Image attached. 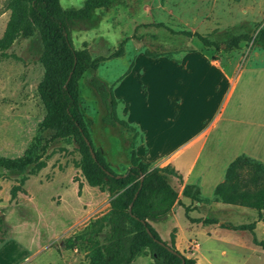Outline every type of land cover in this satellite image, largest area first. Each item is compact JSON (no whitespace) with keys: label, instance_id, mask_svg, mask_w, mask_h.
<instances>
[{"label":"rangeland","instance_id":"rangeland-1","mask_svg":"<svg viewBox=\"0 0 264 264\" xmlns=\"http://www.w3.org/2000/svg\"><path fill=\"white\" fill-rule=\"evenodd\" d=\"M7 1L0 0V38L10 16ZM85 2L60 0V5L64 10L79 9ZM156 24L163 27H156ZM263 25L264 0H121L107 9L95 11L88 21L70 25L74 48L77 51L86 49L92 59L109 58L126 40L121 57L101 62L96 71H86L80 80L81 106L92 124L94 149L101 151L116 173H123L129 166L131 134L103 124L105 110L96 92L88 85L92 77L107 88H113L129 70L135 56L144 51L172 59L197 50L214 58L229 53L242 59L254 58L257 54L264 56V47L252 41L242 42L238 49L224 53L204 48L195 38L173 35L168 31L197 32L223 48L226 40L233 36L246 33L255 37ZM42 51L39 33L35 32L30 37L18 38L5 55L0 52L1 157L23 156L42 122L44 110L37 94V85L43 76ZM252 62L261 63L254 59ZM80 158L74 145L58 142L49 149L47 166L37 175L29 172L8 175L0 171V203L4 204L0 207V216L8 226L14 227L13 240L0 248V264L20 261V264H88L90 245L77 242L72 249L66 250L65 241L77 236L87 237L91 225L108 213L110 197L99 195V190L82 195ZM57 176L60 177L54 180ZM24 178L33 179L27 183L32 204L30 195L24 191L25 181L23 195L16 202L17 210L11 212L6 202L12 205V200L7 193L12 186L20 185ZM34 180L54 182L39 186ZM246 218L251 221L250 217ZM107 231L104 229L97 241L103 243ZM10 234L9 228L6 239ZM256 236L264 241V227L256 231ZM215 239L214 247L220 251L224 249L225 255L211 254L202 244L214 264H264V250L252 244L248 231ZM131 264L154 263L147 253H143Z\"/></svg>","mask_w":264,"mask_h":264},{"label":"trees","instance_id":"trees-1","mask_svg":"<svg viewBox=\"0 0 264 264\" xmlns=\"http://www.w3.org/2000/svg\"><path fill=\"white\" fill-rule=\"evenodd\" d=\"M121 0H86L79 9L64 10L60 0H8L9 20L0 38V52L11 48L20 37H30L39 33L43 47L40 64L43 76L37 85V94L44 110L38 130L23 156L5 158L0 156V171L8 175H37L47 166L48 151L58 142L74 145L80 154L78 168L89 187L97 188L110 197V210L92 225L87 237L77 236L65 241V249L70 250L77 242L90 245L88 264H131L141 254L147 253L154 264H197L194 258H187L171 244L162 241L148 220L160 219L170 213L178 202V193L168 182L170 176L178 177L169 166L159 168L142 163L133 150L137 131L124 120L118 118V102L113 88H107L96 77L88 81L105 110L104 125L119 128L131 134L129 166L123 173H116L105 160L100 150L92 143L91 122L81 106L80 80L86 71H96L101 62L123 55L124 40L119 49L109 58L92 59L86 49L77 51L72 43L70 25L88 21L97 10L107 9ZM30 10V11H29ZM156 27H163L156 24ZM173 35L197 39L204 48H214L224 53L238 49L242 42L252 41L264 47V25L255 37L239 34L226 40L223 48L197 32L168 30ZM150 58L167 55L143 52ZM179 62V59H172ZM128 71L124 74L126 75ZM123 75V76H124ZM122 76V77H123ZM122 77L116 83L120 82ZM115 85V86H116ZM94 155V156H92ZM10 190L11 200L23 192L22 185ZM183 195L200 202L195 186H185ZM215 201L253 209L259 221L264 223V164L245 155L238 156L229 164L224 181L214 191ZM186 213L189 207H184ZM203 224H216V220H191ZM230 230L249 231L252 243L264 250V242H259L254 233V224L233 227ZM107 229L104 242L97 237ZM9 232V226L0 216V243ZM170 248L173 253L169 252Z\"/></svg>","mask_w":264,"mask_h":264},{"label":"crops","instance_id":"crops-1","mask_svg":"<svg viewBox=\"0 0 264 264\" xmlns=\"http://www.w3.org/2000/svg\"><path fill=\"white\" fill-rule=\"evenodd\" d=\"M179 60L137 54L128 73L113 87L118 102L116 113L137 131L133 150L141 162L152 167L169 166L178 176L168 178L178 193V202L170 213L148 220L149 224L168 245L173 233L175 249L187 258H194L197 264H214L202 244L211 254L225 255L224 249L214 247L215 238L244 232L222 225L254 224L255 236L264 227L255 210L216 202L214 195L229 164L238 156L264 164V56L242 59L229 53L214 58L197 50L183 53ZM30 180L24 187L28 195ZM35 183L46 184L39 180ZM80 183L82 195L98 191L89 187L84 178ZM185 186H195L201 201L185 197ZM8 194L11 200L10 191ZM18 194L12 205L6 202L11 212H16V202L23 192ZM29 199L32 204L31 195ZM3 205L1 202L0 207ZM184 207L190 211L186 213ZM33 211L36 212L34 208ZM206 219L217 223L191 221ZM9 228L11 234L0 248L14 238V227Z\"/></svg>","mask_w":264,"mask_h":264},{"label":"water","instance_id":"water-1","mask_svg":"<svg viewBox=\"0 0 264 264\" xmlns=\"http://www.w3.org/2000/svg\"><path fill=\"white\" fill-rule=\"evenodd\" d=\"M92 156H94V155H92ZM167 249H168L169 252L173 253V251L170 248H167Z\"/></svg>","mask_w":264,"mask_h":264}]
</instances>
